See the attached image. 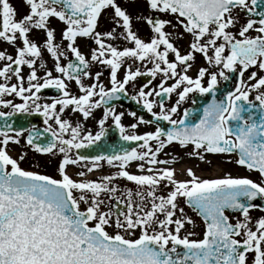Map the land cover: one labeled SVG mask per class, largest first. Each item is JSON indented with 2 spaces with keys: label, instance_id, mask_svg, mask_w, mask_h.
<instances>
[{
  "label": "snow or ice",
  "instance_id": "1",
  "mask_svg": "<svg viewBox=\"0 0 264 264\" xmlns=\"http://www.w3.org/2000/svg\"><path fill=\"white\" fill-rule=\"evenodd\" d=\"M19 5L0 0V264H264V0ZM190 94L211 96L196 118Z\"/></svg>",
  "mask_w": 264,
  "mask_h": 264
},
{
  "label": "flooded vegetation",
  "instance_id": "2",
  "mask_svg": "<svg viewBox=\"0 0 264 264\" xmlns=\"http://www.w3.org/2000/svg\"><path fill=\"white\" fill-rule=\"evenodd\" d=\"M11 2L14 4V6H16L18 8V14H19V12L23 11V8H21L20 5H19V0H11ZM141 34H143V33H141ZM82 51H86V49H82ZM106 76H107V73H105V76L102 77V79L106 80ZM140 82H141L140 80L137 81L138 84ZM221 87H224L223 83H222ZM131 91H132V89L130 87L129 88V92L131 93ZM42 94L44 96H52V95H55L56 93H55V90L47 89V90H43ZM196 97H199V94H190V98L184 103V106H182V108H184V107L194 108V104L195 103L193 104V100L196 101ZM205 99L206 100L211 99V96L209 98H205ZM173 100H174V98H173ZM115 105L117 106V111H127V110H129L126 106H121V105H119L117 103ZM97 115H99V113H97ZM192 118H194V117H192ZM130 120H131L130 117H126L125 118V123H128ZM32 123L37 124L38 127H42V123H41V120H40L39 117H35L33 119ZM87 127H89V128L93 127V124H92L91 121L88 122ZM151 128H152V126H144V125H142V126H140V131L142 132L144 130H151ZM109 129H111V128H109ZM112 130H113L112 134L115 133L116 136L119 137L118 132L114 128H112ZM112 143H113V141H112V139H110L109 143L107 145H109V144L112 145ZM165 151L169 154V158L171 156H177L178 157V154L179 155H183V152H181V150L179 149V147L177 145H173V146L169 147L168 149H166ZM161 158L162 159L166 158L163 153L161 154ZM192 159L193 158H188L185 155L184 159L181 160V159L178 158L177 162L175 164L171 165V166L174 167V168L175 167L182 168V167H185V166H192ZM44 163H45V158H41V164L43 165ZM197 167H198V170L200 172L203 170V168H201V166H199L198 163H197ZM43 170L51 172V166H48V167L44 168ZM253 215L254 216L258 215V212L254 211ZM199 230L200 229L198 228L197 231H199Z\"/></svg>",
  "mask_w": 264,
  "mask_h": 264
},
{
  "label": "rangeland",
  "instance_id": "3",
  "mask_svg": "<svg viewBox=\"0 0 264 264\" xmlns=\"http://www.w3.org/2000/svg\"><path fill=\"white\" fill-rule=\"evenodd\" d=\"M182 106H184V104ZM197 163L199 166H201V168H203V170L201 172L198 170ZM22 166L28 167V163L25 162ZM192 167H194V169L197 171L198 175H201V174L206 175V173H207L208 176H212L211 173H214L213 175L222 174V170L223 171H230L233 174H236L237 171H239L234 165L222 163L220 157L213 158V164L210 167L206 164V162H199L195 158H193L192 159ZM239 172L241 174H245L242 170H240Z\"/></svg>",
  "mask_w": 264,
  "mask_h": 264
},
{
  "label": "water",
  "instance_id": "4",
  "mask_svg": "<svg viewBox=\"0 0 264 264\" xmlns=\"http://www.w3.org/2000/svg\"><path fill=\"white\" fill-rule=\"evenodd\" d=\"M114 101H115V100H114ZM114 101H112L111 103H114ZM119 103H122V105L125 103V104L129 107V109H130L131 111H135V112H137L138 115H143L146 119L150 118L149 115H148L146 112H144L141 108H138L137 105H135L134 103H131V102H128V101H126V102H123V101H122V102H119ZM29 119H30V118H29ZM17 123H18V124H23V123H26V121H25L24 118H19L18 121H17ZM111 135H112V134H111ZM108 138H109V136L106 135L105 138H104V140H103V142L106 143V140H107ZM113 143L120 144L121 142H120L119 140H117V141H115V142H113ZM113 143H112V144H113ZM109 146H111V145H109ZM124 146H125V147H128L129 145L124 144ZM91 151H92V150H88L87 153H91Z\"/></svg>",
  "mask_w": 264,
  "mask_h": 264
},
{
  "label": "bare ground",
  "instance_id": "5",
  "mask_svg": "<svg viewBox=\"0 0 264 264\" xmlns=\"http://www.w3.org/2000/svg\"><path fill=\"white\" fill-rule=\"evenodd\" d=\"M178 171H179V169H181V168H179V167H175Z\"/></svg>",
  "mask_w": 264,
  "mask_h": 264
}]
</instances>
